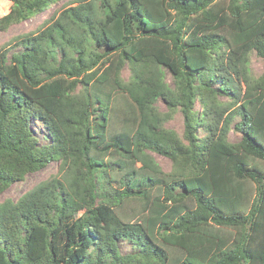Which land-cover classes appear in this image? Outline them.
I'll return each mask as SVG.
<instances>
[{"label":"trees","instance_id":"1","mask_svg":"<svg viewBox=\"0 0 264 264\" xmlns=\"http://www.w3.org/2000/svg\"><path fill=\"white\" fill-rule=\"evenodd\" d=\"M8 2L0 33L61 0ZM252 53L264 0H72L0 47V197L57 165L0 200V264H264Z\"/></svg>","mask_w":264,"mask_h":264},{"label":"rangeland","instance_id":"2","mask_svg":"<svg viewBox=\"0 0 264 264\" xmlns=\"http://www.w3.org/2000/svg\"><path fill=\"white\" fill-rule=\"evenodd\" d=\"M72 0H61L60 4L54 3L50 4L49 7L46 9L44 13L39 15L38 17L26 21L21 22L18 24L13 25L7 32L0 33V47H2L5 43H7L12 37L26 33L29 31L36 30L37 27L40 25L42 21L48 18L55 10L60 9L66 2H70ZM76 5V4H75ZM74 5V6H75ZM11 7V3L8 0H0V16L4 15L5 13L9 12ZM60 13V11L58 12ZM57 13V14H58ZM250 69L253 72V75L259 77L264 70V60H262L256 53H252L250 55ZM123 78L128 80L130 77V70L129 68H125L123 73ZM168 81H171V78L168 76ZM222 100L226 101L227 98L222 97ZM160 109L163 112H166V108L162 102H160ZM201 106L197 105V110H200ZM165 127L170 130H176L180 135L183 134L184 131V120L183 116L180 112H176L173 117L165 123ZM32 130H34L35 135L39 139H43V135L41 134L42 128L38 122L32 123ZM202 131H199L201 133ZM230 141L236 142L238 141L241 136L234 131H231L229 135ZM152 156L156 159L159 163L163 172L169 173L173 170V163L170 159L160 156L158 154L153 153ZM57 171V165L55 163H51L43 170L28 174L23 181L14 183L9 189L5 191L4 194L1 195L0 200L11 199L13 201H17L21 196H23L31 187L39 183L40 181L48 178L50 175L55 174ZM129 250V247L124 248V251Z\"/></svg>","mask_w":264,"mask_h":264}]
</instances>
